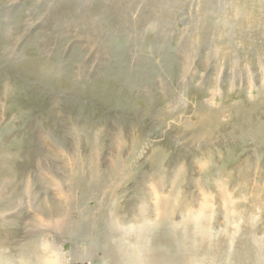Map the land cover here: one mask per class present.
I'll return each mask as SVG.
<instances>
[{"label": "rangeland", "instance_id": "374dc122", "mask_svg": "<svg viewBox=\"0 0 264 264\" xmlns=\"http://www.w3.org/2000/svg\"><path fill=\"white\" fill-rule=\"evenodd\" d=\"M113 219L123 264H263L264 0H0V264H113Z\"/></svg>", "mask_w": 264, "mask_h": 264}, {"label": "bare ground", "instance_id": "6f19581e", "mask_svg": "<svg viewBox=\"0 0 264 264\" xmlns=\"http://www.w3.org/2000/svg\"><path fill=\"white\" fill-rule=\"evenodd\" d=\"M155 204L156 205H159V206H154V208H153L154 211L160 212V214L157 215L158 218L166 215L165 217H166L167 221L168 222H170V221L172 222L173 213L170 212L171 211V209H170L171 208L170 201L160 200V202L158 204L157 203H155ZM154 214H152L150 217L147 218L146 216H144V212H141L140 215L135 218L136 223H139V222L142 223V225H137L139 232H141L142 234H145V233H147V230L152 231V228H154L155 225H152L151 224L150 218H152V216H154ZM186 219H189V218L186 217ZM120 221L121 220L115 219L113 221V223L111 224V230H112V241H111V243L112 244L108 245V247H109L108 250L114 251L113 254H114V257H115V262L113 264H123V263H126L125 260L128 261V256H129L126 253L125 250H123V249L118 250L117 249L118 243L121 241V238L117 237V235H116L117 234V231H114V228L113 227H115V226H119L120 227L121 226ZM168 222H166V223H168ZM139 245H140V243H139ZM142 246H145V245H141V248L142 249H146V247H142ZM44 247H45V249H43V251L45 252V257L46 258H43L44 257V255H43L42 261L39 262L38 264H60L59 263L60 257L58 258V254L56 253V251L54 250V248H52L51 245H49V247L44 246V243H43V245H41V248H44ZM11 254H12L11 252L10 253L8 252V259L10 258V260H9V263L8 262L7 263L8 264H15L14 259L11 256ZM155 254H157V253L156 252L146 253V250L144 252H140V251L138 252L137 249H134L133 250V255H132L133 257L131 258V260L129 262H127V264H161L160 258H157L155 256ZM163 254H165V253L160 252V255L161 256ZM28 255L29 254H27V257H28ZM138 258H139V261H137ZM186 258H188V257L185 256L184 258L178 259V260L175 259L174 257L173 258H168V259H171L170 262H172V263H170V264H174L176 261L178 263V262H180L182 260H183V262H187V263H191L192 262V261H190V260H188ZM257 258L260 259V260H262L261 258H259V256L258 257L255 256L254 261H252V262H254L253 264H255V261H257ZM2 260H4V259H2ZM20 264H34V261H29V258H28L27 261L22 262ZM263 264H264V261H263Z\"/></svg>", "mask_w": 264, "mask_h": 264}]
</instances>
